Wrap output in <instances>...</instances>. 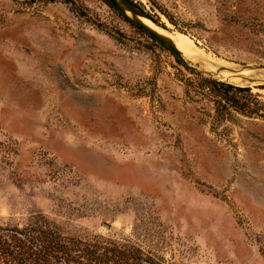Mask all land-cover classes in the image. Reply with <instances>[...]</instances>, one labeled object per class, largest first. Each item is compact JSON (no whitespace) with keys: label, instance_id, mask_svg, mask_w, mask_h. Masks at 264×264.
<instances>
[{"label":"rangeland","instance_id":"rangeland-1","mask_svg":"<svg viewBox=\"0 0 264 264\" xmlns=\"http://www.w3.org/2000/svg\"><path fill=\"white\" fill-rule=\"evenodd\" d=\"M134 1L196 72L107 0H0V226L44 264H264V117L201 78L264 102L218 66L264 63V0Z\"/></svg>","mask_w":264,"mask_h":264},{"label":"trees","instance_id":"trees-1","mask_svg":"<svg viewBox=\"0 0 264 264\" xmlns=\"http://www.w3.org/2000/svg\"><path fill=\"white\" fill-rule=\"evenodd\" d=\"M179 61L196 72L183 59L179 58ZM198 74L201 75L199 72ZM201 78L202 86L214 92L216 110L219 114L232 115V112L236 111L252 117H264V102L252 92L251 87L237 86L203 76ZM39 238L41 237L30 234L29 229L0 226V264H44L46 261L43 253L47 255L49 249L52 250L56 245L51 247L50 242L41 248L37 245ZM25 248L30 251L23 252Z\"/></svg>","mask_w":264,"mask_h":264},{"label":"water","instance_id":"water-1","mask_svg":"<svg viewBox=\"0 0 264 264\" xmlns=\"http://www.w3.org/2000/svg\"><path fill=\"white\" fill-rule=\"evenodd\" d=\"M108 1L114 7H116L120 12H122L129 20H131L134 24L141 27L146 33H148L158 42H160L165 47H167L170 51L176 54L179 58L183 59L184 61L185 59H187L183 56V53L175 45L172 39H170L168 36L164 34H161L160 32H158L151 26L147 25L144 21H142L141 17L150 19L152 21L153 19L151 15L148 12H146L144 9H142L134 0H108ZM236 69L238 70H264V63L240 66ZM236 69H233V70H236ZM224 70H232V69L229 67H225V66L219 67V72L224 71ZM222 82H226V81H222ZM229 82H226V83H229Z\"/></svg>","mask_w":264,"mask_h":264},{"label":"bare ground","instance_id":"bare-ground-1","mask_svg":"<svg viewBox=\"0 0 264 264\" xmlns=\"http://www.w3.org/2000/svg\"><path fill=\"white\" fill-rule=\"evenodd\" d=\"M142 21H144L147 25L151 26L152 28H154L155 30H157L158 32H160L161 34H164L166 36H168L166 34V32L162 31L160 28H162L161 26L155 24L154 22H151L150 20H148L147 18L141 17ZM172 34V33H171ZM170 39H172L170 36H168ZM173 40V39H172ZM173 42L175 43V45L181 50V52L183 53V55L193 61H197V60H201L203 58L206 57L205 52L200 49L194 42L193 40H191L188 36H186L185 34H181L178 35L177 37V41L173 40ZM217 63V62H215ZM218 64V63H217ZM218 66H225V67H229L232 70H224V72L226 74H228L230 76V79L234 77H238L241 76L243 73L241 72L242 70H238L236 69L234 66L232 65H223L220 64ZM236 69V70H233ZM223 72V73H224ZM237 81V80H234ZM239 81V80H238ZM230 82H232L230 80ZM233 83V82H232Z\"/></svg>","mask_w":264,"mask_h":264}]
</instances>
